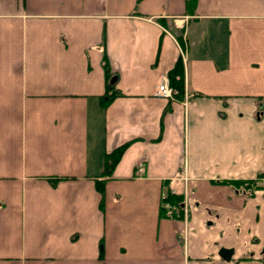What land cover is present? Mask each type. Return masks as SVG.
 <instances>
[{
	"label": "crops",
	"instance_id": "crops-1",
	"mask_svg": "<svg viewBox=\"0 0 264 264\" xmlns=\"http://www.w3.org/2000/svg\"><path fill=\"white\" fill-rule=\"evenodd\" d=\"M187 1L0 0V264H264V0Z\"/></svg>",
	"mask_w": 264,
	"mask_h": 264
},
{
	"label": "trees",
	"instance_id": "trees-1",
	"mask_svg": "<svg viewBox=\"0 0 264 264\" xmlns=\"http://www.w3.org/2000/svg\"><path fill=\"white\" fill-rule=\"evenodd\" d=\"M196 0H188L187 5L188 9H190L192 6L194 7ZM180 61H177L174 68L168 72V80L174 89L177 91V98H180L183 93V73L182 68L180 65ZM105 101H109L112 99V96L109 95L105 98ZM105 102L102 101L101 105L104 107ZM125 148V145H122L118 148H116L113 152L106 154L104 157V169L102 170L100 176L101 177H108L111 175V172L118 162V160L121 157V154ZM263 174H260L262 176ZM166 184V188L167 183ZM247 188L255 189L256 183L253 181H250V183L246 184ZM96 189L99 192V194L102 196L104 191V185L103 180H98L96 182ZM181 194L179 192H172L170 189L165 190L164 194L161 198V207H160V213L163 216L172 217L175 215L180 214L181 212ZM102 203V197L100 199V205Z\"/></svg>",
	"mask_w": 264,
	"mask_h": 264
},
{
	"label": "rangeland",
	"instance_id": "rangeland-1",
	"mask_svg": "<svg viewBox=\"0 0 264 264\" xmlns=\"http://www.w3.org/2000/svg\"><path fill=\"white\" fill-rule=\"evenodd\" d=\"M261 107L264 109V102L261 104ZM261 139H263V137L261 138ZM255 143V139L254 140H252L251 139V143ZM262 146H263V148H264V142L262 143ZM251 155H253V156H255V150L253 149V151H252V153H251ZM253 156H251L252 158H253ZM253 160H250V166H249V168H250V171H252L253 169H255L254 167H253ZM237 169H236V171L234 172L235 174H236V172H239V175L240 174H243V172H245V171H243V170H240L239 169V166H237L236 167ZM260 172H262L263 174H264V170L263 169H260V171H254V173H252L251 175H250V177H247V179H255L256 177H258L261 173ZM260 173V174H259ZM263 180V179H262ZM261 180V182H263ZM182 189V190H181ZM181 189L179 190V191H182V193H180L181 194V196H182V198H181V212H180V214H182L183 213V215H186V211H185V205H188V203H190L191 202V198L189 197V189H188V185L186 184H183L182 186H181ZM172 192H176L177 190H175L174 188H171L170 189ZM189 198H190V200H189ZM187 217H188V215H187Z\"/></svg>",
	"mask_w": 264,
	"mask_h": 264
},
{
	"label": "built area",
	"instance_id": "built-area-1",
	"mask_svg": "<svg viewBox=\"0 0 264 264\" xmlns=\"http://www.w3.org/2000/svg\"><path fill=\"white\" fill-rule=\"evenodd\" d=\"M155 94L161 98L173 100L177 91L170 86L166 77H162L155 87Z\"/></svg>",
	"mask_w": 264,
	"mask_h": 264
},
{
	"label": "water",
	"instance_id": "water-1",
	"mask_svg": "<svg viewBox=\"0 0 264 264\" xmlns=\"http://www.w3.org/2000/svg\"><path fill=\"white\" fill-rule=\"evenodd\" d=\"M218 254L223 260H228L230 258L231 252L227 249H221L219 250Z\"/></svg>",
	"mask_w": 264,
	"mask_h": 264
},
{
	"label": "flooded vegetation",
	"instance_id": "flooded-vegetation-1",
	"mask_svg": "<svg viewBox=\"0 0 264 264\" xmlns=\"http://www.w3.org/2000/svg\"><path fill=\"white\" fill-rule=\"evenodd\" d=\"M259 177H260L259 180H262V179H263V180H262L263 182H261V185H258V186H256V187H257V188L261 187L262 189H264V174H263L262 176H259ZM259 177H258V178H259ZM256 187H255V188H256ZM257 188H256L255 190H257Z\"/></svg>",
	"mask_w": 264,
	"mask_h": 264
}]
</instances>
